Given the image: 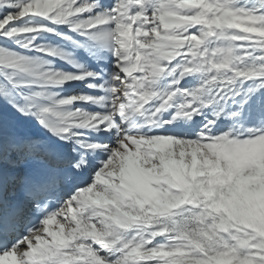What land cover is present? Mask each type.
<instances>
[{
    "label": "snow or ice",
    "instance_id": "6c2138e0",
    "mask_svg": "<svg viewBox=\"0 0 264 264\" xmlns=\"http://www.w3.org/2000/svg\"><path fill=\"white\" fill-rule=\"evenodd\" d=\"M0 264H264V0H0Z\"/></svg>",
    "mask_w": 264,
    "mask_h": 264
}]
</instances>
